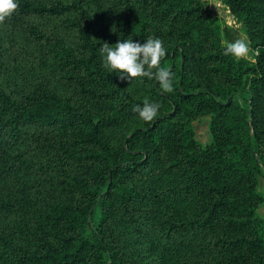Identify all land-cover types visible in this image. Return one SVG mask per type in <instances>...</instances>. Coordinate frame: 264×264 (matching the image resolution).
Here are the masks:
<instances>
[{
  "label": "trees",
  "instance_id": "obj_1",
  "mask_svg": "<svg viewBox=\"0 0 264 264\" xmlns=\"http://www.w3.org/2000/svg\"><path fill=\"white\" fill-rule=\"evenodd\" d=\"M224 2L254 61L225 53L207 0H19L0 23V264H264V0ZM130 35L163 41L171 91L109 73L99 47Z\"/></svg>",
  "mask_w": 264,
  "mask_h": 264
},
{
  "label": "clouds",
  "instance_id": "obj_2",
  "mask_svg": "<svg viewBox=\"0 0 264 264\" xmlns=\"http://www.w3.org/2000/svg\"><path fill=\"white\" fill-rule=\"evenodd\" d=\"M18 8L19 0H0V23L11 17ZM112 31H116L115 25ZM98 52L109 73L115 72L121 79L134 82L135 78L154 77L163 91H171L173 88V73L160 66L162 58L167 54V48L159 37L149 35L141 42L130 35L115 44L103 42ZM247 52L248 45L244 40L228 42L225 48L226 54L237 58L246 57ZM159 109L158 102L147 99L143 104L134 107V111L144 121H152L157 117Z\"/></svg>",
  "mask_w": 264,
  "mask_h": 264
},
{
  "label": "rangeland",
  "instance_id": "obj_3",
  "mask_svg": "<svg viewBox=\"0 0 264 264\" xmlns=\"http://www.w3.org/2000/svg\"><path fill=\"white\" fill-rule=\"evenodd\" d=\"M209 8L217 20V24L221 29V37L224 45L228 42L236 40H244L248 45V52L246 57L239 59H249L254 61L257 51L253 48L249 34L243 21H241L231 10V8L224 2V0H207ZM248 85V82H247ZM249 92L242 90L233 96L236 103L248 108L249 105ZM212 115H203L193 122L196 140L203 146L209 145L212 140ZM264 169V164L262 165ZM259 191L264 197V176L260 178ZM102 209L97 207L93 215L94 224H98L101 216ZM258 216L264 219V200L258 208Z\"/></svg>",
  "mask_w": 264,
  "mask_h": 264
}]
</instances>
